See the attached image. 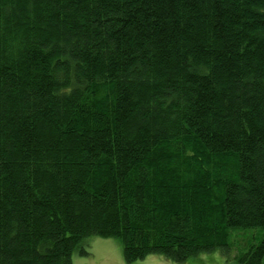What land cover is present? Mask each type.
Masks as SVG:
<instances>
[{
    "label": "trees",
    "instance_id": "obj_1",
    "mask_svg": "<svg viewBox=\"0 0 264 264\" xmlns=\"http://www.w3.org/2000/svg\"><path fill=\"white\" fill-rule=\"evenodd\" d=\"M259 227L264 0H0V264L93 236L184 263Z\"/></svg>",
    "mask_w": 264,
    "mask_h": 264
},
{
    "label": "rangeland",
    "instance_id": "obj_2",
    "mask_svg": "<svg viewBox=\"0 0 264 264\" xmlns=\"http://www.w3.org/2000/svg\"><path fill=\"white\" fill-rule=\"evenodd\" d=\"M230 234L231 247L227 252L219 247L213 252H207L184 263H175L163 255L151 254L130 264H238L236 260L240 255L250 246L260 243L264 229L262 227L231 229ZM85 249L88 251L86 255L76 250L72 258L74 264H128L124 259V249L119 239L89 237L86 239Z\"/></svg>",
    "mask_w": 264,
    "mask_h": 264
}]
</instances>
